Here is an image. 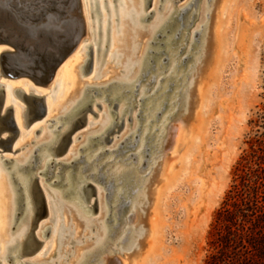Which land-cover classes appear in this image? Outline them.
<instances>
[{
	"label": "rangeland",
	"instance_id": "374dc122",
	"mask_svg": "<svg viewBox=\"0 0 264 264\" xmlns=\"http://www.w3.org/2000/svg\"><path fill=\"white\" fill-rule=\"evenodd\" d=\"M90 1L94 0H81L83 16L85 18V34L82 36L81 42L78 44L76 49L65 59V61H68L67 66L72 69L73 83L71 85L63 84L61 86L60 79L65 68L61 69L59 72L60 74L58 73L57 77L52 79V82L47 87L36 86L33 84V82L25 77H18L16 79L9 80L4 76H0V83H4L5 85H8V87H21L28 91L36 89L38 91L37 95L44 97L46 113L48 110V104L56 105L55 108L50 112V116L52 117H57L62 109L68 107L75 100H77L80 97L81 91L83 90L82 88L85 86L91 84L104 85L115 79H118L125 61L131 57L125 54L122 56V61L118 62L115 57L113 59V56H108V54H110L112 51L120 49L121 47H118L116 44L113 46H110L109 44L108 37L110 36V22L114 18H111L107 3H105L106 0H104V7L106 6L105 9L107 11L105 9L104 10L106 11V17L108 18L106 28L109 29L105 30V39H107L105 40V46L107 50L104 56L102 53L100 54L101 51L96 53L93 71H90L89 69L87 73L82 74L81 70L78 69L79 66L83 64V60L86 56L84 52L89 50V48H86V46L95 45L94 38L97 27L93 26L92 22L99 20L97 23L100 24L102 21L101 13H99L100 10L98 13H94L95 18L90 16ZM138 1L139 0H133L136 5L138 4ZM163 1V5L169 3V0ZM175 1H178L176 5H184L186 3L189 5H187V7H185L180 14L175 12L174 14L171 13V16H169L168 19L170 24H168L164 30H160L158 35L156 34L157 37L154 39V43L151 45L152 50L150 51V55H152L156 49L157 51L159 50V52L162 51L163 53L156 56L153 62H151L152 56L150 59H148V61H150L149 64H151V67L146 69L147 74L144 78L145 81L149 80L151 77L156 80L160 75L163 76L164 74H167L168 68L172 66V63L175 64V62L178 61V65L176 66L178 68L175 67L173 76L162 80V86L160 85L162 88L159 87V89L156 91L157 93L155 92L156 94L154 93L153 95V97L156 98L155 101L157 104L152 106L151 99L145 100L142 104L143 106L141 109V114L144 117L142 118L143 120L140 119L139 121L140 125H142L140 131H142L145 127L147 120H150V118L146 116V113L158 112L157 110L160 109L159 104H162V102L165 103L164 109L159 114L157 121H152V124L150 125V130L153 131V129H156V132L152 134L153 140L149 142L147 146L149 147L150 144H153L154 148L152 147V149L149 151L151 153L145 162V167L139 169V171H136V177H140V182L134 187H131V192L134 190L136 193L130 192L131 196L133 195L132 197L130 196L131 202L137 200L140 194L144 191L146 192L149 201L148 204L143 203L144 201H141L143 204L141 208L135 207L133 213L130 215V217H128L127 227L130 228H128L126 235L123 236L121 241H118V238L120 236V230L124 225L123 220L125 217H127L129 208L127 207L123 209L117 227H113V224H116L117 221H111L112 217L110 215V220H108L106 226L109 230V234L111 233L112 235L109 236L110 238L108 237L105 247L101 249L94 257L92 264H98L103 260L106 264H111L112 262L116 261L117 258L120 260H126L128 262L131 257L137 253V248H134L131 253L126 252L130 240L133 241L134 239H138V248L142 247V242L145 244L141 248L142 255L138 264H204L205 260L213 252L210 245V242L213 240V236H211L212 225L216 212L222 206L226 192L234 184L235 167L237 164L241 163V159L243 157L249 156L253 151L259 154L262 150L261 145L263 144L260 143V140H264V0H221V3H224L225 10L220 15L217 39V55L215 63L213 66H211L209 71H207L203 84L201 85L200 93L203 103L197 112L196 119L190 124L191 133L189 138L186 139V144L181 149L168 148L167 140V145L164 147L163 151H157L158 145L161 142L160 135L158 134L161 133V123L165 119L166 115L171 114V116L166 119V130H169L179 120L183 121L185 118H187L184 120V122H187L191 117L193 105L191 106L190 103L192 102L189 101L190 103L186 109V102L188 97L191 101L193 100L192 93L196 87V82L198 79L200 80L202 78L201 75L199 76L198 74V69L200 68L199 65L203 63V61L201 62L202 58L207 56V53L209 52L207 46V49H204L203 41L205 37L207 40L210 39L213 17L217 12V3L220 0H216L215 5H212L213 0H172V2ZM202 1L205 3L206 7L205 12L207 16L205 18V22H207L208 26L206 27L205 24L202 25V27L195 34L193 42L190 44L188 43V35L189 32L195 27V22L198 19ZM153 3L157 4V0H153ZM150 4L151 0H149L147 6L145 5L144 0V14L148 13L152 9ZM118 5L119 0H112V6L115 15V21L113 22V25H115L116 28L120 26V24H118L119 19H116L118 18L116 16ZM159 5L161 6V4ZM209 10H211V12H209ZM159 12V14L162 13L161 10ZM154 15L156 14L152 13L148 20L146 19L145 21H140L138 27L141 31H144L145 28L150 25ZM176 16L178 22H174V24L171 26V22ZM179 16L180 18H178ZM180 26L182 27L180 28ZM128 30H130L129 26L126 27V31ZM165 31L167 32V37L162 38ZM125 33L126 32H123V40L125 42L124 46L128 49L131 47V36L130 34L125 35ZM103 34L104 33L102 32L101 37L104 36ZM174 35L178 39L171 44H165L168 41L167 38H170ZM149 39L150 35L148 33L136 38L138 51L137 54L133 56L134 58L132 61L134 63H137L139 58H141L143 55L146 48V43L149 41ZM176 48H182L179 55H175V52L177 51ZM187 48H190L188 55H186L188 58L185 57L182 60L183 63H181L182 61L180 62V58L183 57ZM3 49H5V46L0 45V53L3 51ZM161 63L164 64L161 66ZM101 67L104 68L102 69ZM159 71H162V73H158ZM179 75H181V77ZM193 79L194 83L192 85L191 91L189 92V88L191 87ZM144 80L142 81L143 83L145 82ZM167 84L171 85L168 89L169 91L166 90ZM59 86L64 87V95L60 101H58L56 104H53L54 100L57 101L59 97ZM149 86L151 87L148 88L151 89L152 84ZM31 87L33 89H31ZM116 88H118L117 85H111L108 89L116 90ZM108 89L107 91H109ZM130 89H132V86H130ZM2 90L4 91V98L2 103L3 109L1 108L0 114L4 112L5 108H11L12 118L18 133L11 143L10 149L2 150L0 146V156L2 155L4 157L6 156L7 158H17L27 148L32 147L31 142L33 141L34 137L32 134L26 135L28 128L33 127L35 124L40 125L44 118L35 119L31 123L26 124L24 117L21 116L20 125H18L15 116L16 112L21 110L20 107H26V105L19 98V96L15 94H9L8 89L2 88ZM97 90L99 89L93 90L96 95H99L96 97L97 99L95 102L100 105V101H102L105 93L103 90L96 92ZM56 95L57 98H55ZM132 95L133 93L129 94V96ZM110 96L111 95L109 94L108 98H110ZM4 99L7 100L6 104ZM175 99H177V101L174 103ZM189 107H191L192 110L191 108L189 109ZM90 108L96 113V116L93 117L89 111L84 112V116L86 117L85 123L83 126L78 128L71 137V143L74 141L72 144L73 152H76L77 149H79L82 145V138L86 137L92 132H95L99 128V124L96 123L101 118V111L98 110V108L94 105H90ZM112 114L114 115V112H112ZM124 115L127 116L128 111L127 113L125 112ZM87 128L90 129L81 135L80 140L76 141L75 137L79 134V132L85 131ZM119 128L117 127V129ZM6 135L7 132L4 131L1 134V137H6ZM19 139V148H21V150L18 152H13L15 148L12 147V145L17 140L19 141ZM93 142L96 143V140ZM97 145L102 147V144ZM97 147L98 146L95 145L92 149L94 150ZM132 149L134 150V148ZM72 151H69V153ZM87 151H80L81 155H83V153L85 154ZM132 151H128L120 155L115 160L118 158L123 159L125 156L132 153ZM104 156L106 157V155ZM60 157L62 156H57V158ZM139 158V156H136V160H139ZM163 159H165V168L170 172L168 173V178L161 185V191L158 196V204L156 208L152 210V188L154 187V181L156 180V176ZM19 160H21V158H19ZM1 161L2 160H0L1 169L5 172V168L7 166L10 167L12 164L8 163L3 168ZM120 161H118L119 164L126 167V162L122 160L120 163ZM154 161L158 162L156 166H154ZM83 165L84 162L79 161L73 163L70 167H63L61 169V175H64L68 171H73V175H76V172L78 171L77 168ZM109 165H112V163ZM109 165L104 166L100 172L102 173V171L107 169ZM129 167L130 166H127L126 168ZM92 170L93 167H90L88 170H86V172L83 173V175H87ZM34 172L35 168L31 169L29 174L32 175ZM137 173L139 174L137 175ZM220 174H222L221 178H219ZM41 176L38 178V181L41 183L39 186L44 194V197L45 195H49L50 190L56 189L55 191H59L60 184L54 185L52 187L48 184L51 183L54 178H50L44 183L43 179L46 178L47 175L42 174ZM93 178L94 176L92 179ZM89 184L93 185L94 188L96 187L91 182H89ZM9 187L12 191L10 192L13 195H17L15 192V183L12 184L11 182V184L8 185V188ZM60 188L62 189V187ZM128 188H130V186H125V184H122L121 187L117 186L115 189H122L125 194V191H127ZM64 189L66 188L63 187V190ZM215 189L218 190L217 196L213 195ZM11 193L10 195H12ZM102 196L103 194L101 197ZM10 198L11 197L7 194L5 196V201H9ZM45 199L47 200L46 197ZM66 199L68 200L69 198L66 197ZM66 199L64 200V203L67 205H73V202L67 201ZM90 199H94V195L91 196L89 200ZM18 204L17 207L19 211L17 209V212H14V216L17 214V217L15 220L12 219L14 224L12 227L10 226L11 230H7L5 234L2 233L0 236V250H2L7 244V233L10 232V235L13 234L21 222L23 216V200H19ZM109 205L113 206V203L109 201L108 206ZM129 205L130 204H128V206ZM46 206L47 214L45 218L42 219V221L37 225V228L34 232L36 238L41 242V245L33 255H23L24 257L21 258V260L29 259L38 255V260H40L41 263H48L55 260L58 256L57 238L53 239L51 238V235L48 237L41 236V231L45 227L49 226V224L53 226L55 222L54 218L52 219L51 215L48 213L49 206ZM86 206H89L88 203H86ZM75 207L79 209L78 206ZM116 209L117 208H112L109 211L112 214ZM9 211L10 209L8 208L7 212ZM143 211H145V213H143ZM94 213L91 212L90 214H87V217L94 219L100 216L96 222H101L104 216L99 215V212L96 214ZM61 219V225L67 228L66 232L68 233L65 238L66 241L62 245L59 255L62 257V264H76L81 254L93 247L92 241H88L89 237L91 236L90 231L93 228H90V230L85 229V227L71 212H64L61 216ZM6 220L8 221V218ZM147 229H150L152 233L149 231V234L147 235ZM70 231H72V234ZM130 231L132 233L134 231L144 232V238H132V233ZM114 233L116 234L117 238H115L116 236H113ZM79 241L86 242L76 246V243ZM113 247L116 248L115 251L112 250Z\"/></svg>",
	"mask_w": 264,
	"mask_h": 264
},
{
	"label": "bare ground",
	"instance_id": "6f19581e",
	"mask_svg": "<svg viewBox=\"0 0 264 264\" xmlns=\"http://www.w3.org/2000/svg\"><path fill=\"white\" fill-rule=\"evenodd\" d=\"M203 1H206V0H203ZM203 1L201 3V8H200L198 19L195 22V27L189 32V35H188L189 36L188 43L190 44L193 42L195 34L202 27V25L205 24L206 27L208 26L207 22H205V18L207 15L205 12L206 10L205 3ZM95 2L97 3L98 11L100 10L99 13H101L102 21L100 24L97 23L99 21L98 19H97L98 21L93 20L94 22H92L93 23L92 25L97 27L96 28L97 30L95 31V38H94L95 45L86 46V48H89V50H86L84 52L86 56L83 60V64L80 65L78 68L79 70H81L82 74H84L83 73L84 68H85L84 66L87 63L90 64V68H89L90 71H93L94 65H95V55L96 53H98V51L99 52L101 51L100 54L102 53L104 56L107 50L105 46L106 45L105 40H107L105 39V30H109L108 28H106L108 18L106 17L105 12L107 10L105 9L106 6L104 7L105 5L104 0L90 1L89 7L91 8V10H93V7H94L93 5ZM163 2H164L163 0H157V4H156V3H153V0H151L150 7L152 9L148 13L144 14L143 13L144 0H139L137 5L133 2V0H119L118 11L116 15L118 18L116 19H119L118 24H120V26L116 28L115 25H113L114 24L113 22L115 21V15H114V9L112 6V0H106L105 3H107L108 10L110 11V16L112 19L114 18L110 22L111 24L110 36L109 37L107 36L108 41H109L110 46H113L114 44H116L118 47H121L120 49L114 50L112 52L110 51L111 53L108 54V56L110 57L113 56V59L115 57V59L118 60V62L122 61L123 59L122 56H124L125 54H127L128 56H131L129 59L125 61L122 67V70L120 72V77L104 85H98V84L92 85L91 84V85L85 86L84 88H82L83 90L81 91L80 97L77 100H75L72 104H70L68 107L62 109L60 114L57 115V117L50 116L51 115L50 112L55 108L56 105H50L47 103L48 110H47V113L45 112V115L41 117L44 119L43 120L41 119L42 122L40 123V125L35 124L31 128L27 127L28 131L26 132V135L32 134L34 137L33 141L31 142L32 147L27 148L17 158L16 157L7 158L6 156L4 157L2 155L0 156V160H2L1 164L3 168L8 163L12 164L10 167L7 166L5 168L6 170L5 172L2 171L1 165H0V236L2 235V233L5 234L7 230L8 231L11 230V227L13 225L12 219L15 220L17 217V214L14 216V212H17L16 210L18 209L17 206L19 205L18 204L19 200H23V205H22L23 216H22L21 222L19 223L17 230L13 234L10 235V232L7 233V237H8V240L6 241L7 244L2 250H0V264H62L63 260H62V257L59 255V253L61 251L63 243L66 241L65 238L68 233L66 232L67 228L61 225L62 223L61 216L64 212L73 213L76 219L85 227V229L90 230V228H93L90 231L91 236L88 239V241H92L93 247L89 249L88 251L84 250L86 252L84 251H83L84 253L82 252L83 254H81L80 258H78L79 260L77 261L76 264H92L93 259L97 255V253L105 247L108 237L112 235L111 233L109 234V230L106 226V223H108V220H110L109 219L110 215L112 217L111 221L113 222L117 221L118 214L116 212L120 206L118 205L119 202L123 201V196H125L127 192L129 191L131 192L132 186L134 187L140 182L139 181L140 177H138L137 182H134L135 181L134 179L136 178V171H139V169L145 167L146 165L145 162L151 153L149 151L154 146L153 144H150L149 147L147 146V144L153 140L152 134L156 132V129H153V131L150 130V125L152 124V121L154 120L157 121V119L159 118L158 117L159 114L164 109L163 104L165 103L162 102V104H159L160 109L157 110L158 112L146 113V116L149 117L150 120L149 121L147 120V122L145 123V127L143 128L142 131H140L142 125H140L139 121L140 119L144 117L141 114V109L143 106L142 104L147 99H151L152 106L154 104H157V102L155 101L156 98L153 97L154 93L159 89V87L162 88L161 87L162 80L166 79L167 77L170 78V76H173V73L175 72V67L178 65L177 63L178 61L175 62V64L172 63L171 67L169 68L167 67L168 68L167 74H164L163 76L160 75L162 77L159 76L158 79L156 80L152 77L147 81L144 80L147 74L146 69L151 67V64H149L150 61H148V59H150V57L152 56L150 55V51L152 50V47L151 45H149V43L152 42L153 37H157L160 30H164L168 26V24H170V21L168 19H169V16H171V13L174 14L175 12L177 14H180L184 10V8L187 7V5H189L188 3L184 5H176L178 1L172 2V0H169V3H166L165 5H163ZM221 2L222 1L220 0L217 3L218 7H217V12L215 13L213 17V23L211 25L212 27H211L210 39L207 40V38L205 37L203 41L204 49L207 46V48L209 49V52L207 53L206 51L207 56H204L202 58L201 62L203 61V63L199 65L200 66V68L198 69L199 73L197 71L199 76L201 75L202 78L200 80L198 79L196 82V87L192 93L193 100L191 101L188 97L187 102H186V106H187L186 109L188 108V104L192 102L190 103L191 106L193 105V111H192L191 117L189 118L188 121L186 120L187 122H184V120L187 118H185L183 121L179 120L176 124H174V126L170 128L171 129L170 131V129L166 130L165 126L167 124L166 119L169 116H171V114L166 115L165 119L161 123L162 124L161 125L162 127H160L161 133L158 134L160 135V141H161L160 143L158 142L159 143L158 150H157L158 152L163 151L164 147L167 144H168L167 147L170 149L172 148L181 149L183 146H185L186 139L189 138V135L191 133L190 124L192 123V121L196 119L197 112L203 103V99L200 93L201 85L203 84L207 71H209L211 66H213V64L215 63V59L217 55V47H218L217 39H218V32H219L218 29H219L220 15L225 10L224 3H221ZM215 3H216V0H213L212 5H215ZM159 4H161V6ZM160 10L162 12L161 14H159ZM150 12L151 14L147 17V20L151 17L152 13L156 15L153 16V20L151 21L150 25H148V27L145 28L144 31H141L138 27L140 23V18L149 14ZM209 12H211V10H209ZM94 18H95V15H94ZM175 18H177V16ZM178 18H180V16ZM124 24L129 26L130 30L126 31L127 26ZM181 27L182 26H180V28ZM102 32L104 33L103 37H101ZM123 32H126L125 35L130 34L131 36L130 38L131 47L128 49L125 48L124 46L125 42L123 40ZM146 33L150 35V39L146 43V48L144 50L143 55L141 56V58H139V61L137 63H134L132 59L134 58L133 56H135L138 51V44H136V38ZM179 35H180V32H179ZM173 38H174V41L178 39L175 37V35L173 36ZM168 39L169 37L167 38V40ZM107 45H108V42H107ZM181 50L182 48L177 49L175 53L179 55ZM189 51H190V48H187L183 57L180 58V62L185 57H187L186 55H188ZM67 64H68V61L64 60L58 66V69L56 70L54 77H53V79L56 78L58 73L61 71V69L65 68L61 75V79H60L61 86L63 84L71 85L73 83L72 69L69 68ZM163 64L164 63H161V66ZM101 68L103 69L104 67H101ZM158 73H162V71H159ZM179 76L181 77V75ZM143 80L145 81L144 83L142 82ZM193 83H194V79L192 81L191 87L189 88V92L191 91ZM150 84H152L151 89H149L151 87L149 86ZM111 85H117L118 88H116V90L115 89L109 90L108 88ZM0 86L1 88L8 89L9 94L11 95L15 94L19 96L21 100H22V96L19 94V92L25 95H30L31 94L30 92H32V94L37 95L36 91H33V90L28 91L21 87L12 88V87H8V85H5L4 83H0ZM130 86H132V89H130ZM170 86H171L170 84H167L166 90H168ZM63 88L64 87L59 88V92H58L59 97L57 101L54 100L53 104H56L58 101H60L63 98V95H64ZM94 89L103 90L105 93L102 101H100V105L97 102H95V100L97 99L96 97H98L99 95L98 94L96 95V93L93 91ZM107 89L109 91H107ZM99 90H97L96 92H98ZM130 93H133V95L129 96ZM109 94L111 95L110 98H108ZM55 98H57V95L55 96ZM191 98H192V95H191ZM6 101L7 100H5V104H6ZM176 101L177 99H175L174 103ZM96 104H98V110L101 111V116H100L101 118L96 123V124H99L98 130L96 131L94 130L95 132L88 134L86 137L82 139H81V135L87 132L91 127L87 128L85 131L79 132V134L75 137V139L76 141L80 139L82 140L81 142L82 145L80 146V148L78 147L79 149H77L76 152H73L72 151L73 150L72 144L74 142L73 141L70 146L68 145L65 152L61 155L62 157L57 158V156L54 155L55 151L57 150L58 147H60L64 136L69 133L71 129V125L76 121V119L81 114H85L84 112L87 111V109L91 110L90 105L95 106ZM190 108L191 107H189V109ZM20 109L21 110H18V112H16V115H15L18 125H20L21 116L24 117V121H25L26 113L30 112V110L27 109V106L22 107V108L20 107ZM127 111H128V115L126 116L124 115V113L125 112L127 113ZM112 112H114V115L112 114ZM85 120H86V117H85ZM119 125H120V128H119ZM158 126H155V127H158ZM117 127L119 129H117ZM2 138H5V137H2ZM94 140H96V143L93 142ZM167 140L168 142L166 144ZM19 142H20V139L19 141L17 140L12 145V147L15 148L13 152H18L21 150V148H19V145H20ZM97 144H102L101 145L102 147H99V145ZM95 145L98 147L93 150L92 148ZM132 148H134V150ZM130 149H132L133 151ZM84 150L85 151L88 150V151L85 154L83 153V155H81L80 151H84ZM69 151H72L73 153L72 152L69 153ZM128 151H132V153L129 152L130 154L125 156L123 159L118 158L117 160H115L117 157H119L120 155ZM23 155H26V156H23ZM104 155H106V157ZM80 156H82V160H84V165L77 168L78 170V171L76 170L77 174L73 175V171H68L64 175L63 174L61 175V169L63 167L60 169V165L66 164L67 167H70L72 166L73 163L82 161L80 159ZM136 156L140 157L139 160H136ZM19 158H21V160H19ZM120 160L121 161L124 160L126 162L125 166L126 167L130 166V167L126 168L124 166H121L118 162ZM164 161L165 159L162 160L160 169L156 176V180L154 181L155 182L154 187L152 188L153 189V193H152L153 198H152V204H151L152 210H154L158 204V196L161 191V185L168 178V173L170 172L169 170L165 168ZM57 163H60V164H57ZM111 163L112 165H109ZM148 163H151V162H148ZM157 163L158 162H155L154 166H156ZM106 165H109L108 168L102 171L101 173L100 170ZM90 167H93V170L87 175L85 174L83 175V173L86 172V170H88ZM33 168H35V172L34 174L31 175L29 174V171ZM42 174L47 175V177L45 176L46 178L43 179L44 183L48 181L50 178H54L53 181L48 184L51 187L54 185L60 184V187H62V189L59 187V191H55L56 189L53 187L55 190H50L49 195H45V197L47 198V200L45 199L47 201L46 204L49 206L48 213L49 215H51L52 219L54 218L55 222L53 226L49 224V226L45 227L41 231V234H42L41 236L48 237L49 235H51L52 236L51 238L53 239L57 238V241H58V251H57L58 256L56 257L55 260L50 261L48 263H44V262L41 263V261L38 260V255H36L35 257H31L29 259L21 260V258L24 257L23 256L24 255L23 246L27 239V235L29 234L31 221L33 218V206H32V201H31V192H30L31 181L33 177H35L36 182L38 183V185H40L41 183L38 181V178ZM103 174L106 175L108 183H105L104 180H101ZM138 174L139 173H137V175ZM93 176L94 178L92 179ZM96 176L99 178V180H95ZM221 177H222V174H220L219 178ZM5 179L7 180V182ZM8 180L9 181L11 180L10 183ZM13 180L15 183V192L17 195H13L11 193L12 192L11 188L10 187L8 188V185L11 184ZM128 181H130L129 185H127L128 183H126ZM89 182H91L92 184L96 186L95 194H94V199L92 200L88 199V202H85L84 192L82 188L86 184H89ZM14 183L12 182V184ZM122 184L123 185L125 184V186L126 185L130 186V188H128L127 191H125L126 192L125 194L122 191V189L121 190L115 189L117 188V186L121 187ZM63 187H65L66 189L63 190ZM9 192L12 195H10ZM132 192H135V191L133 190ZM6 193L11 197L9 201H5V196L7 195ZM217 193H218V190L215 189L213 195L217 196ZM102 194L103 196L101 197ZM130 196L131 194L126 198V201H125L130 205L128 206L129 208L128 215L124 219V225L120 230V236L118 238V241H121L123 239V236L126 235L128 228H130V227H127L128 217L129 215L133 213L135 207L141 208L143 205L141 201H144L143 203H146V204H148V201H149L145 191L142 192L140 196L138 197V199L135 201L131 202ZM66 197H68L69 199L67 200ZM65 199L67 201L73 202V205H67L66 203H64ZM95 200H96L97 209L94 214L99 212L100 213L99 215L104 216L103 220L99 223L96 221L100 218V216L94 219L87 217L88 216L87 214H90L91 212L87 210L86 207L88 206H86V203H88V205L90 206L93 204ZM109 201L113 203V206L111 205H109L111 207L108 206ZM75 206H78L80 210L76 208ZM8 208L10 209L9 212H7ZM112 208H117V209L114 210V212L111 214L109 210H111ZM143 213H145V211H143ZM7 218H8V221L6 220ZM116 224L114 223L113 227ZM46 229H47V232L45 235L44 231ZM147 231H148L147 233L148 235L150 229L149 230L147 229ZM65 232L66 234L64 235ZM150 232L152 233V231ZM70 233L72 234V231H70ZM114 234L113 236H116V234L115 235ZM143 236H144V232L134 231L132 233V238L138 237L139 239H142L144 238ZM115 238H117V236ZM137 240L135 239L133 241L130 240V243L126 249V252L131 253L134 250V248H137V253L133 255V257H131V259L128 262L126 260H120L117 258V260L112 262L111 264H138L139 259L142 255L141 248L145 244L142 242L141 243L142 247L138 248ZM85 242L86 241L84 242L79 241L76 243V246L81 245ZM115 249H116L115 247L112 248L113 251H115ZM98 264H106V263L103 260V261H100V263Z\"/></svg>",
	"mask_w": 264,
	"mask_h": 264
},
{
	"label": "water",
	"instance_id": "95a60500",
	"mask_svg": "<svg viewBox=\"0 0 264 264\" xmlns=\"http://www.w3.org/2000/svg\"><path fill=\"white\" fill-rule=\"evenodd\" d=\"M148 3L149 0H145L146 6ZM93 6L90 16L94 18V12L98 13L97 3L95 2ZM150 14L151 12L140 18V21H145ZM174 22H178L177 18L173 19L171 26ZM84 34L85 18L81 0H0V45L5 46L4 51L0 53V76L9 80L25 77L36 86L47 87L52 82L58 66L76 49ZM166 35L167 32L163 34L162 38ZM155 38H152L149 45L154 43ZM173 42L174 38L171 36L165 44ZM161 53L163 52H153L151 62ZM84 67L83 73L85 74L89 71L90 64L87 63ZM19 94L22 96V101L27 109L30 110L25 115L26 124L45 115L46 108L43 96L25 95L20 92ZM3 98L4 91L0 86V111ZM95 106L98 108V104ZM164 106L165 104H163V108ZM87 111L93 117L96 116L92 110L87 109ZM84 123L85 116L81 114L71 125L69 133L62 139L60 147L55 151V156H61L65 152L72 141V133ZM4 131L7 132V135L2 138L1 133ZM17 133L12 118V110L7 107L0 114V146L2 150L10 149ZM80 159L82 160V156ZM82 161L84 162V160ZM62 167H67V165L61 164L60 169ZM137 179L138 177L134 179V182H137ZM95 180H99V178L96 176ZM101 180L108 183L105 174L102 175ZM12 182L14 183V180ZM129 182H126L127 185ZM82 189L85 202H88V199L95 194V188L91 184H86ZM30 192L33 218L23 246V254L26 256L33 255L40 247L41 242L36 238L34 232L47 214L45 197L35 177L31 181ZM129 195L130 191L123 196V201L118 204L120 206L116 212L118 214L117 224L114 227L118 226L123 209L128 207L125 201ZM86 208L92 213L96 212V200ZM46 232L47 229L44 231L45 235Z\"/></svg>",
	"mask_w": 264,
	"mask_h": 264
},
{
	"label": "trees",
	"instance_id": "16d2710c",
	"mask_svg": "<svg viewBox=\"0 0 264 264\" xmlns=\"http://www.w3.org/2000/svg\"><path fill=\"white\" fill-rule=\"evenodd\" d=\"M263 141L259 154L253 151L235 167L234 184L212 225L213 252L204 264H264Z\"/></svg>",
	"mask_w": 264,
	"mask_h": 264
},
{
	"label": "flooded vegetation",
	"instance_id": "af4514ba",
	"mask_svg": "<svg viewBox=\"0 0 264 264\" xmlns=\"http://www.w3.org/2000/svg\"><path fill=\"white\" fill-rule=\"evenodd\" d=\"M175 55H178L177 53H175ZM31 89H33L32 87H31ZM20 91V90H19ZM33 91H36V92H38L36 89H33ZM31 94H32V92H30ZM32 95H35V94H32ZM7 160V159H6ZM14 162V161H13ZM12 162V163H13Z\"/></svg>",
	"mask_w": 264,
	"mask_h": 264
}]
</instances>
